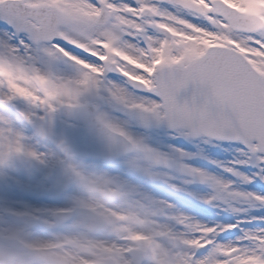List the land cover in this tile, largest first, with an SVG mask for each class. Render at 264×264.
<instances>
[{"label": "snow or ice", "instance_id": "6c2138e0", "mask_svg": "<svg viewBox=\"0 0 264 264\" xmlns=\"http://www.w3.org/2000/svg\"><path fill=\"white\" fill-rule=\"evenodd\" d=\"M0 191V264H264V0H0Z\"/></svg>", "mask_w": 264, "mask_h": 264}, {"label": "rangeland", "instance_id": "374dc122", "mask_svg": "<svg viewBox=\"0 0 264 264\" xmlns=\"http://www.w3.org/2000/svg\"><path fill=\"white\" fill-rule=\"evenodd\" d=\"M112 114L117 116L120 119L125 118L123 115L117 113L114 110H112ZM130 131H132L134 134L142 135L149 144H151L153 147L158 148L160 151L169 152L171 151L172 147H176V148L181 147V144L178 141L175 143H172L173 138L167 135L165 129L148 131L146 129L144 130L143 128L137 125H131ZM183 148L186 152H194L196 150L194 147L187 144V142L183 144ZM211 159H215L217 161H221L224 164H227L229 160L232 159V157L228 156L225 153L217 152L214 150H209L208 159H204V158H201L200 156H196L185 162L193 166H196V167L204 168L216 174H223L225 177H227L228 176L227 173H222V169L217 168L215 165L209 162ZM173 182L179 184L180 180L177 179ZM240 188L243 190H253L247 185H240ZM152 190H153V194L157 198L171 200L172 202L176 203L177 207L181 208L182 211H186L187 214L189 215H196L197 219L202 218L200 215H198L199 209L201 207H207V206H203L200 201L194 200L191 196L187 195L188 192L198 193L201 195L205 194L208 191V189L206 188V186H203L200 184L187 185L185 192L172 193L166 184H163L161 182H156ZM184 198L187 201L186 200L184 201ZM11 203L14 207H17V208H22L23 206H28V207H36V206H42V205L47 206L46 204H40V203L33 202L32 200L26 197L15 199ZM6 206H8L7 198L5 194L2 191H0V210L5 208ZM212 211H215V210H212ZM5 219H8V218L0 216V222H2ZM225 219H227L228 222H236L235 219L232 218L230 215H226ZM237 219H242V218H237ZM221 222H223V220ZM228 238L235 239V237H228Z\"/></svg>", "mask_w": 264, "mask_h": 264}]
</instances>
